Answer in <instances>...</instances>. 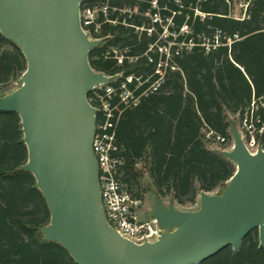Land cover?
<instances>
[{
  "label": "water",
  "instance_id": "95a60500",
  "mask_svg": "<svg viewBox=\"0 0 264 264\" xmlns=\"http://www.w3.org/2000/svg\"><path fill=\"white\" fill-rule=\"evenodd\" d=\"M79 1L0 0V34L26 65L20 86L0 96V113L20 119L27 162L18 170L33 176L48 208L43 240L61 246L75 264H200L226 247L237 253L253 230L264 247V153L250 155L235 125L231 150L220 152L235 172L219 194L200 192L195 211L156 198L151 219L161 233L154 242L131 243L107 225L86 96L108 79L89 66L98 42L79 27Z\"/></svg>",
  "mask_w": 264,
  "mask_h": 264
},
{
  "label": "trees",
  "instance_id": "16d2710c",
  "mask_svg": "<svg viewBox=\"0 0 264 264\" xmlns=\"http://www.w3.org/2000/svg\"><path fill=\"white\" fill-rule=\"evenodd\" d=\"M210 1L204 7L207 13L225 12L221 0ZM262 13L263 1L255 0L244 21L216 16L207 20L205 25L236 34L239 40L229 50L221 47L207 55L197 51L183 55L177 60L179 71L160 91L122 113L115 138L123 159L120 176L128 190L139 196L138 162L145 164L160 200L169 196L170 203L193 205L200 192L224 188L235 167L220 152L207 148L204 134L225 136L230 144L232 121L252 97H264ZM91 54L87 58L94 71L116 70L108 62L92 61ZM25 66L19 49L0 34V85L18 80ZM26 162L18 115L0 113V264H75L61 246L43 240L39 232L50 216L33 176L18 170ZM200 264H264V247H258L253 230L237 253L226 247Z\"/></svg>",
  "mask_w": 264,
  "mask_h": 264
},
{
  "label": "built area",
  "instance_id": "2783aa9c",
  "mask_svg": "<svg viewBox=\"0 0 264 264\" xmlns=\"http://www.w3.org/2000/svg\"><path fill=\"white\" fill-rule=\"evenodd\" d=\"M255 0H221L223 14L207 13L210 0H80L78 22L91 49L92 61L111 64L114 72L101 74L107 82L94 86L86 101L94 109L91 151L96 163L99 201L107 225L123 239L143 244L154 242L161 233L155 220H138L140 196L127 189L120 176L123 159L115 130L123 112L160 91L179 71L177 60L197 51L207 55L218 48L227 50L239 40L221 29L205 25L212 17L234 21L248 19ZM264 3V0H261ZM264 22V13L261 16ZM205 29H199V27ZM89 51V52H90ZM239 138L250 155L264 153V97H252L235 119ZM231 138V137H230ZM207 144L230 151L228 138L205 132ZM220 151V152H221Z\"/></svg>",
  "mask_w": 264,
  "mask_h": 264
},
{
  "label": "rangeland",
  "instance_id": "374dc122",
  "mask_svg": "<svg viewBox=\"0 0 264 264\" xmlns=\"http://www.w3.org/2000/svg\"><path fill=\"white\" fill-rule=\"evenodd\" d=\"M20 86V83L18 82V80H10L9 82L0 85V94H7L13 90H15L16 88H18ZM233 119L230 118V121H232ZM231 125H236L235 122L232 121ZM231 145H232V140H231ZM207 148L211 151H217L220 152L221 148L220 146H217L215 144H207ZM144 163L143 162H138L135 165V169L138 172V190H139V196L141 198L142 201V205L140 207V210L138 211V220L139 221H147L151 219V213L154 207V203L156 201V197L153 193L152 190V186L150 183L149 178L147 177L146 174V167H144ZM221 189L217 192H213L210 194H217L220 193ZM162 203L165 206H169V205H173L176 209L180 210V211H195L198 207V197L195 200V203L193 205L190 204H186V205H178L176 202H172L170 203V197L166 196L164 197V199L161 200Z\"/></svg>",
  "mask_w": 264,
  "mask_h": 264
}]
</instances>
